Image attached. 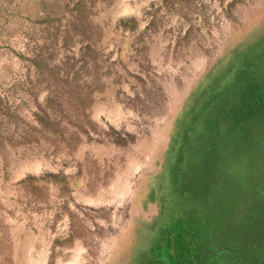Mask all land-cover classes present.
Masks as SVG:
<instances>
[{
  "label": "rangeland",
  "instance_id": "1",
  "mask_svg": "<svg viewBox=\"0 0 264 264\" xmlns=\"http://www.w3.org/2000/svg\"><path fill=\"white\" fill-rule=\"evenodd\" d=\"M263 185L264 0H0V264H243Z\"/></svg>",
  "mask_w": 264,
  "mask_h": 264
},
{
  "label": "trees",
  "instance_id": "2",
  "mask_svg": "<svg viewBox=\"0 0 264 264\" xmlns=\"http://www.w3.org/2000/svg\"><path fill=\"white\" fill-rule=\"evenodd\" d=\"M255 196L250 210L252 213H249L243 220V264H264V185ZM255 207L260 211H255L253 209ZM254 243L258 247H255ZM258 250L260 252L257 254ZM255 254L256 256H252Z\"/></svg>",
  "mask_w": 264,
  "mask_h": 264
}]
</instances>
